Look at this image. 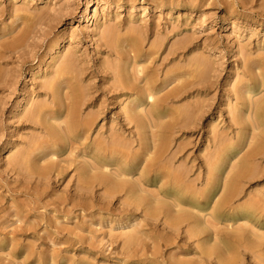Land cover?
<instances>
[{"label":"rangeland","instance_id":"1","mask_svg":"<svg viewBox=\"0 0 264 264\" xmlns=\"http://www.w3.org/2000/svg\"><path fill=\"white\" fill-rule=\"evenodd\" d=\"M154 1L161 4L159 11L152 7V0H92L93 7L89 6L90 12L86 13L89 0H0V40L11 42L27 28L33 30L31 37H34V33L38 35L35 40L40 45L35 58L25 55L20 60L17 53H10L5 57L6 64L1 66L2 69L16 70L18 73L8 77L15 83L14 87L10 88L5 84L0 88V264H164L175 260H180L181 264H191L197 259L195 244L188 246L180 242V248L174 245L156 248L153 240L162 233L161 222H155L156 226L150 228L138 212L121 211L119 201L114 199L109 202L102 199L101 186L93 189V197L85 202L84 209L74 207L71 201H66L67 204L60 202L63 193L73 189L72 175L75 172L72 166L60 182L54 183L52 180L45 189L35 185L33 180L27 185L23 184L16 181V176L4 172L2 165L9 150L14 144L21 143L18 133L35 134L31 128L18 129L10 116L18 101L21 98L23 101L25 97L21 95L23 88L27 86L29 91L36 88V81L48 69V62L50 63L52 56L58 51L55 45L50 48V44L55 41L61 44L63 41L61 45L71 43L76 47L84 67H91L97 76H92L87 83L96 85L99 88L98 93L102 87L100 77L103 72L98 69L97 62L106 56L104 52L107 50L97 33L108 27L120 34L132 27L157 28L155 31L151 29L142 33L137 57L145 54L150 43L158 36L160 42L168 46L177 40L185 41L181 68L193 70L187 64L193 56L206 62V69L212 76L209 79L213 83L208 85L212 86L200 91L204 87L197 83L200 78L196 76L197 82L190 83L193 86H187L189 90L186 96L169 103L161 110L165 114L163 122L185 120L180 122L187 124L182 130L176 131L172 139L187 142V157L182 168L188 173V179L195 184V188L202 187L201 182L206 171L203 160L213 151L211 129L217 138L223 135L219 142L224 147L216 151L221 162L224 160L219 164L223 176L250 148L257 143H263V154L245 164L252 169V176L241 182V193L232 206L237 209L248 202L250 197L258 196L260 207L253 210L252 214L247 213V218L234 211L223 212L216 225L221 234L208 244L217 245L220 253L236 260L235 264H253L254 256L243 245L257 243L262 250L255 251L254 255H259L255 259H260L264 264V118L259 119V127L253 131L247 119V128L242 131L230 120V115L235 112L234 105L237 103L239 107L242 103L235 100L232 90L241 79L247 86L245 90H249L246 96L251 101L264 98V79L249 78L240 61L245 51L252 56L264 52V16H256L257 11L264 12V0H247L244 9L237 4L239 0H222L228 5L219 0ZM94 11L97 12V17L92 16ZM28 41L31 42L32 39ZM126 43L131 45L130 41ZM243 45H246L245 51L239 47ZM63 48L60 47L61 50ZM238 49L240 53H237ZM23 50L24 48L20 53ZM163 56L142 55L135 58V61L138 60L140 66L145 67V71L156 69L158 78L177 62L170 59L169 64H161ZM127 63H131V59ZM254 66L255 74L260 75L263 71L257 65ZM185 77L186 81L192 80L188 75ZM206 85L207 83L205 87ZM165 87L159 85V88ZM195 99L204 100L206 105H210L204 108L203 113L197 114L196 109L192 108ZM179 107L180 110L173 113ZM237 112L241 114V111ZM118 113L121 114L118 108L111 110L99 125L104 124V129H107L111 121H122ZM129 132L126 129L125 135ZM251 133L255 138L251 139ZM88 144L89 140H86L84 147L76 145V150L82 148L87 157L94 156L95 152ZM53 148L58 150L57 147ZM136 148L134 143L132 150ZM102 158L111 164L108 169L119 170L114 157L106 155ZM50 159L55 164H60L65 159L81 161L75 154L70 156L65 152L62 155L59 150L57 156ZM40 163L45 165L43 161ZM177 166L178 163L175 164ZM130 171L135 173L132 179H136L140 175L141 167H133ZM151 182L148 189L157 192L160 182L153 179ZM221 192L220 187L215 188L212 202L218 200ZM211 206L204 205L202 208L207 210L201 211V214H208ZM127 234H133L135 240H139V245L144 244L146 237L149 238L145 249L126 257L122 250V239ZM235 237L242 239L243 244ZM184 246L187 248L181 249ZM212 264H219L217 258L212 260Z\"/></svg>","mask_w":264,"mask_h":264},{"label":"bare ground","instance_id":"2","mask_svg":"<svg viewBox=\"0 0 264 264\" xmlns=\"http://www.w3.org/2000/svg\"><path fill=\"white\" fill-rule=\"evenodd\" d=\"M219 1L228 5L225 1ZM151 3L157 11L162 8L161 4L154 0ZM247 3V0L237 1L243 9ZM89 6L93 7L92 0L87 4L86 13L90 12ZM92 16L97 17V12L94 11ZM256 16L263 17L264 12L257 11ZM151 29L155 31L157 28L132 27L124 34L117 33L110 27L99 30L97 34L107 52L105 51L106 56L97 62L98 69L103 72L100 77L102 87L98 93L99 88L96 85L87 83L96 75L91 67H84L76 47L71 43L61 45L63 41L61 44L56 41L50 44V48L55 45L58 51L52 56L50 63L48 62V69L43 71L36 81V88L32 91H29L27 86L23 88L21 95L25 97L23 101L22 98L18 101L10 116L18 125V129L31 128L35 134L18 133L21 143L14 144L9 150V155L2 165L4 172L16 176V181L23 184L27 185L33 180L35 185L45 189L52 180L54 183L60 182L72 166L75 172V175H72L73 189L66 194L64 192L60 202L67 204L66 201H71L74 207L84 209L85 202L93 197V189L101 186L102 199L109 202L114 199L119 201L121 211L138 212L143 222L150 228L161 222L162 233L153 240L156 248L170 245L180 248V242L188 246L195 244L197 259L191 264H212L214 258H217L219 264H235L236 260L233 257L220 253L217 245H209L208 242L216 240L221 234L216 225L220 222L223 212L234 211L237 215L247 218V213L252 214L253 210L260 207L258 196L250 197L248 202L237 209L232 206L241 193V182L252 176V169L245 164L263 154V143H257L250 148L223 176L219 165L221 160L216 156V151L224 147V144L219 142L223 135L217 138L211 129L213 151L203 160L206 171L201 182L202 187L195 188V184L188 179V173L182 168L187 157L185 150L187 142L172 139V135L185 128L187 124L180 122L185 120L163 122L165 114L161 110L169 103L186 96L189 90L187 86L197 82L196 76L200 78L197 83L204 87L200 91L212 86L208 85L212 83L209 79L212 76L206 69V62L197 56H193L191 62L187 63L193 70L181 68V56L186 47L184 40H177L168 46L161 43L158 36L142 55L159 57L164 55L161 64H169L170 59L177 62L169 70L162 72L158 78L156 69L145 71V67L140 66L135 58L142 56L137 57L142 33ZM32 32V29L26 28L11 42L0 40V88L5 84L10 88L14 87L15 83L8 77L18 73L16 70L2 69L1 66L6 64L4 61L7 54L17 53L20 60L24 59L25 55L36 57L40 45L35 40L38 35L34 33V37L30 36ZM29 39L32 41L29 42ZM128 41L131 45L126 43ZM60 47L64 48L61 50ZM239 47L244 50L246 45ZM23 48L24 52L20 53ZM237 53H240V49ZM129 59L131 63H127ZM240 59L249 78L264 79V52L252 56L245 51ZM254 65L263 71L260 75L255 74ZM186 75L192 80L186 81ZM241 81L232 87L235 100L242 103L239 107L237 103L234 105L235 112L230 115V120L242 131L247 128L245 127L247 119L253 131L259 127V119L264 118V98L257 99L256 102L251 101L249 96H246L249 90H245L247 86ZM159 85L166 87L162 89ZM170 85L172 86L167 89ZM208 105L204 100L195 99L192 108L199 114L203 113ZM117 108L121 112L118 115L122 117V121H111L107 129H104V124L99 125L108 112ZM210 108L211 106L209 110ZM179 110L180 107L173 110V113ZM236 110L241 111L245 118ZM126 129L128 132L130 130L127 135ZM253 138L255 135L251 133V139ZM86 140H89L90 145L87 146L95 152L94 156L87 157L82 148L76 150V145L84 147ZM134 143L137 148L133 151ZM53 147H57L62 155L65 152L70 156L75 154L81 161L65 159L62 163L55 164L50 158L57 156L58 150ZM106 155L114 157L121 169L113 171L108 169L111 164L102 158ZM40 161L45 162V165H41ZM133 167H141L140 175L136 179H132L135 173L130 169ZM152 179L161 184L157 192L148 189ZM218 187L222 192L218 200L212 202L215 188ZM51 203L54 204L52 201ZM204 205H212L206 215L201 214L207 210L202 208ZM235 238L243 244L242 239ZM148 239L146 237L143 240L144 244L139 245V240H135L133 234L125 235L122 239L124 255L128 257L129 254L144 250ZM258 245L257 243L243 245V248L250 250L254 256L253 264H263L260 259L256 260L259 255L257 257L254 255L255 251L262 250ZM256 247L258 248L255 249ZM186 248L187 246H184L181 249ZM180 262L175 260L164 264H181Z\"/></svg>","mask_w":264,"mask_h":264}]
</instances>
